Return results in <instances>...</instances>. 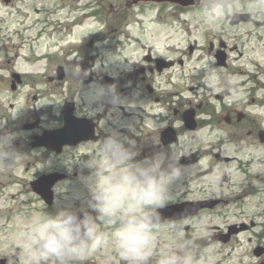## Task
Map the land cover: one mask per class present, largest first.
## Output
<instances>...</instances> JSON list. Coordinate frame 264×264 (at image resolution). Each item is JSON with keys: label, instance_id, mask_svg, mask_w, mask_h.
I'll list each match as a JSON object with an SVG mask.
<instances>
[{"label": "rangeland", "instance_id": "374dc122", "mask_svg": "<svg viewBox=\"0 0 264 264\" xmlns=\"http://www.w3.org/2000/svg\"><path fill=\"white\" fill-rule=\"evenodd\" d=\"M81 1L84 4L91 2L100 13L96 17L85 19L69 38L86 40L92 36L98 40L99 45L107 42L119 45L122 43L123 46H117L112 52H100V59L115 62L126 55H132L130 60H139L142 51L137 49L136 41L138 37L144 40L143 33L149 30L141 32L138 22L133 23V19L138 21L137 16L131 14L128 21L114 17L113 9L117 11L119 4L117 0ZM223 1L205 0L202 7L189 10L191 13L186 15L189 26L178 35L160 36L157 47L163 49L165 45L172 44L181 49L188 42L206 45L208 41H214V35L222 33L221 38L228 41L230 46L247 39L243 47H238L243 57L231 55L234 67L246 58L264 61V26L254 28L251 24H229L230 16L236 11L251 12L262 22L264 0L251 4L242 3L241 0ZM148 7L150 6L146 7V12L152 13L154 10ZM221 11H227L226 16L221 15ZM31 16L33 15L30 14L29 21H35L37 16ZM186 16L180 17L179 23H183ZM143 17L145 20L148 16ZM145 27L149 28V25ZM114 28L115 31H120L119 35H116ZM155 29L157 30L156 27ZM157 36L154 31L153 38L147 39L146 45H155ZM129 40L131 46H125ZM201 49L195 53L193 62L184 71L196 64L194 58L200 59L197 65L213 71L207 46ZM38 65L41 62L26 68L37 72ZM214 74L217 77L220 73L215 71ZM191 82L190 79H184L183 83L187 86ZM263 92L260 89L259 93ZM204 95L208 97V93ZM238 96H242L241 92L235 90L226 99L228 101L230 97ZM254 97L255 102L249 103L246 99L239 107L249 113L250 121L244 123L245 127L221 125L226 123L220 121L218 115L214 123L217 125L205 126L206 120L210 121L213 117H210L211 111H201L199 118L203 127L182 132L177 146L159 150L152 160L149 153L141 154L139 143L136 142L139 136L135 137L133 134L128 144L129 138L119 134L117 130L120 127L117 124V130L114 128L112 131L114 137L98 150L101 156L96 161L93 162L94 154L86 151L91 158L88 164L98 165L100 175L97 179L95 174L87 175L84 172L85 163L68 164L70 178L56 185L55 189L61 196L55 200L52 209L58 215L67 210L79 209L84 212V221L91 224L92 228L87 239L80 241L73 242L60 222H42L45 211L29 185L34 172L60 169L62 165L52 156L41 159L38 150L28 154L26 147L21 145L5 149V156L0 150V253L19 252V256L12 260L18 264H79L80 259L89 257L94 260L108 257L109 264H256L253 255L256 234L264 240V146L258 144L256 136L258 128L264 129V105L260 106L264 101H260L256 95ZM211 99L213 98L207 100ZM255 124H258V128ZM249 130H252L250 135ZM132 131L138 133V129ZM6 141L5 137H0V146L6 145ZM220 141L222 145L219 144ZM238 149L240 150L236 153ZM122 151L127 154H122ZM216 153L220 155L218 159L214 157ZM193 154L192 158H188ZM235 154L241 159H252L250 167H247L250 169L249 177L246 178V175L237 170L236 162L222 160L223 155ZM182 156L186 163L179 164ZM190 159L192 162L187 164ZM28 161L31 163L28 164ZM104 163L108 165L104 166ZM73 170H77L79 176L74 177ZM206 170L207 175L200 174ZM223 175L229 176L228 182H222ZM256 175L259 177L258 181L254 180ZM241 181L246 187L239 186ZM104 184L108 185L107 190L103 194L96 192ZM193 198H218L220 202L212 209L203 210L197 217L185 220L184 223L190 225L189 233L183 229L175 231L169 223L149 228L143 222L144 212H150L147 211L148 208H144L145 203L160 206ZM96 207L113 210L111 216H119L120 222L115 225L102 214H96ZM115 208H122V213L117 211L115 214ZM232 223L246 224L247 228L227 244L216 241L211 243L212 235L219 231L225 232Z\"/></svg>", "mask_w": 264, "mask_h": 264}, {"label": "flooded vegetation", "instance_id": "af4514ba", "mask_svg": "<svg viewBox=\"0 0 264 264\" xmlns=\"http://www.w3.org/2000/svg\"><path fill=\"white\" fill-rule=\"evenodd\" d=\"M47 1L49 0H0V137L8 140L6 142L10 148L25 146L28 154L38 150L43 160L53 155L52 158L62 165L60 171L66 178L69 173L68 164L72 163H85L84 172L87 175H99L95 165L89 166L91 158L86 151L94 154L93 162L96 161L101 156L98 150L113 137L112 130L117 124L121 129L128 122L126 127L138 129L140 135L136 142L139 143L141 154L149 153L152 159L159 150L176 145L178 141L164 144V130L172 128L178 133L181 113L187 108H198L196 116L199 115L198 111H208L209 108L207 102L201 101L194 105L185 97L187 91L198 88L194 85L195 82H205L209 98L213 97L219 103L224 102L230 93V79L246 75L245 77L251 79V84L259 83L258 63L249 62L256 70L248 72L254 71L255 75H248L247 71L233 68L228 52L236 47L227 48L221 39L210 41L208 47V54L214 56L220 45H225L227 65L217 67L213 61L214 66L222 71V76L218 77L205 75L202 68L198 72L195 65L184 71L193 62L195 52L200 50V46L191 48L189 43L181 49L170 47L165 50L157 46L142 45V53L137 61L112 62L99 59L98 45L94 39L87 44L70 43L63 48V54L52 51L50 43L45 45L46 50H41L40 43L45 41V38L50 42L55 36L58 42L66 44V36L80 26L86 9L80 0H64L53 8L48 6L41 11L34 6ZM161 6H155L158 10L154 13V18L158 27L168 34L172 32L173 36L178 35L186 28L184 23L178 22L182 13L176 12L174 6L162 11ZM34 10L41 16L36 22H30V11ZM90 10L91 8L86 16L95 17L97 12ZM13 19L16 20L17 28H10ZM15 39L20 41L21 46L14 44ZM238 56L242 57L243 54L238 51ZM40 61L45 62L41 66L42 71L34 72L25 68ZM38 67L40 68V65ZM118 67L124 69L120 70ZM59 68H62L61 71ZM107 76L112 78L108 85L104 84ZM207 78L209 80H206ZM184 79H190L191 84L186 86ZM216 89L219 91L216 92ZM232 89H237V85H232ZM257 91L258 87L252 89L250 86L245 93L252 96ZM180 95H184L183 100H180ZM254 101L255 99L250 97L249 103ZM116 102L119 103L115 105ZM237 106L238 103L232 106L221 105L220 110L216 111L222 119L228 118L226 125L231 128L245 127L244 123L250 121L249 115L243 109H237ZM64 110L78 120L80 131L86 135L83 140L75 145H64L62 152L57 155L48 148L32 146L34 138L63 127ZM238 112L242 115L239 121ZM123 122L126 123L122 124ZM251 123L253 124L254 120ZM254 126L258 127L257 124ZM250 133L252 130H249L248 134ZM49 142L50 139L47 143ZM92 148L94 149L90 150ZM5 149L6 145L0 146L4 155ZM81 149L85 150L77 153ZM184 162L183 158L181 164ZM30 163L31 161H28V164ZM247 164H251V161ZM56 170L58 168H51L46 172ZM40 174L34 172L32 180ZM72 175L77 177L79 172L75 170ZM96 262L109 264L107 258Z\"/></svg>", "mask_w": 264, "mask_h": 264}, {"label": "water", "instance_id": "95a60500", "mask_svg": "<svg viewBox=\"0 0 264 264\" xmlns=\"http://www.w3.org/2000/svg\"><path fill=\"white\" fill-rule=\"evenodd\" d=\"M193 117H194V113L192 111L186 112L184 114V120H185V122L189 128L195 127ZM75 126H76V124L74 122L68 120L66 122L65 127L62 130H58L57 132H55L53 137L54 138H60V135H62L64 132H66L70 129L73 133H75V131L73 130V129H75L74 128ZM64 142H69V141H64ZM58 144H59V142H58ZM53 148H55V147H53ZM60 178H62V175H60V174H57V175L51 174L49 176L42 177L39 180L33 182L32 185H33V188L36 192H38L43 197H45L47 199L48 203H51L52 191L50 190V188L54 184V182ZM200 207H202L201 204L192 203V202H187V203H183V204H177V205H173V206L163 207L161 209L156 210L153 214H151L149 217H147L146 220H147V223H149V224H156L158 222L163 221L165 218H168L170 221H174L176 219L184 218L188 215L194 214L195 212H197V210ZM74 226H75L74 224L68 225V227H70V229L77 236L78 233L75 232ZM83 230L85 231V233H87L86 227H83ZM235 232H236V230L232 231L230 229L229 233L225 237H223L221 240L226 241L228 239L229 235H231L232 233H235ZM258 254H260V251L258 252Z\"/></svg>", "mask_w": 264, "mask_h": 264}]
</instances>
